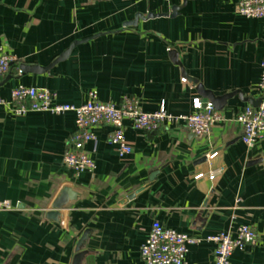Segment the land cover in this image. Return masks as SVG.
Segmentation results:
<instances>
[{
    "label": "crops",
    "instance_id": "crops-1",
    "mask_svg": "<svg viewBox=\"0 0 264 264\" xmlns=\"http://www.w3.org/2000/svg\"><path fill=\"white\" fill-rule=\"evenodd\" d=\"M237 1L0 0V47L14 56L0 98L23 83L55 90L60 102L82 104L96 90L105 102L130 95L145 111L165 104L178 114L193 112L195 97L212 101L191 78L216 96L236 92L202 135L185 125L146 133L125 120L132 152L124 156L111 128L95 126L87 148L96 168L79 175L63 160L73 112L19 115L0 105V197L10 203L0 210V264H72L85 230L82 264H144L141 245L155 219L203 238L190 264H215L206 236L250 224L257 242L231 260L264 264V137L248 148L237 120L250 98H262L264 17L238 14ZM210 168L222 172L195 179ZM64 184L84 196L57 223L46 214Z\"/></svg>",
    "mask_w": 264,
    "mask_h": 264
},
{
    "label": "built area",
    "instance_id": "built-area-1",
    "mask_svg": "<svg viewBox=\"0 0 264 264\" xmlns=\"http://www.w3.org/2000/svg\"><path fill=\"white\" fill-rule=\"evenodd\" d=\"M62 1V0H61ZM236 12L247 18L264 17V0H238ZM14 56L0 47V77L10 70ZM261 75L258 92L264 98V61L261 64ZM58 92L45 87L18 83L11 91L9 99L0 98V105L14 114H26L29 111H47L51 113L73 112L75 115V131L71 135L65 152L64 164L77 175L83 171H93L96 161L87 144L97 137L93 128L106 125L111 128L109 141L116 146L119 155L132 152V146L125 135V120L130 121L133 128L146 133H154L171 126L185 125L197 135L207 133L210 128L223 119L222 112L210 100L200 97L193 99V112L173 113L165 104L155 111H145L141 101L135 96L125 95L120 105L100 100L98 92L91 90L89 98L82 104L60 102ZM243 126L242 140L253 147L264 137V101L259 106L246 105L237 115ZM216 152L208 154L213 159ZM222 172V168H210L207 173L201 172L195 179L205 176L214 179ZM10 207L8 200L0 197V210ZM258 231L250 224L240 225L235 231L220 230L204 239L213 243L215 264H234L231 256L235 251H243L248 244L256 243ZM203 238L181 232L165 226L160 220H153L149 233L141 245L140 256L144 264H190L187 255L192 245Z\"/></svg>",
    "mask_w": 264,
    "mask_h": 264
},
{
    "label": "water",
    "instance_id": "water-1",
    "mask_svg": "<svg viewBox=\"0 0 264 264\" xmlns=\"http://www.w3.org/2000/svg\"><path fill=\"white\" fill-rule=\"evenodd\" d=\"M171 54H173L175 58H177L178 56L177 51L175 50H172ZM22 68L31 69L28 66H24V65L22 66ZM183 73L185 75H188L185 72L184 68H183ZM191 80L195 84H197L196 87H197L198 92L201 95L211 99L214 102L216 107H220L222 105L221 103H224L227 99H229L236 93V92H233V93L224 94L222 96H216L212 91L205 89L202 84L198 83L197 79L191 78ZM250 101L253 102L255 106H259L260 103L263 101V98L256 99V100L253 98H250ZM83 196H84V192L80 188L73 186L71 184H64L62 188L60 189L58 195L52 202L49 210L47 211V214H46L47 218L59 223L61 221L60 219L61 210L69 207L73 202L83 198ZM88 236H89V230H85V232L79 238L77 242V246H76V254L73 258L72 264H82L85 254L87 253V250H85L83 246L85 245V242L87 241Z\"/></svg>",
    "mask_w": 264,
    "mask_h": 264
}]
</instances>
